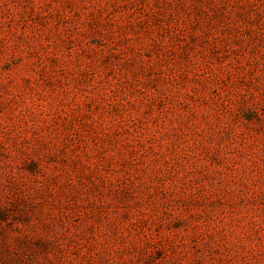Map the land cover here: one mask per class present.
I'll return each mask as SVG.
<instances>
[{"label": "rangeland", "instance_id": "1", "mask_svg": "<svg viewBox=\"0 0 264 264\" xmlns=\"http://www.w3.org/2000/svg\"><path fill=\"white\" fill-rule=\"evenodd\" d=\"M0 264H264V0H0Z\"/></svg>", "mask_w": 264, "mask_h": 264}]
</instances>
